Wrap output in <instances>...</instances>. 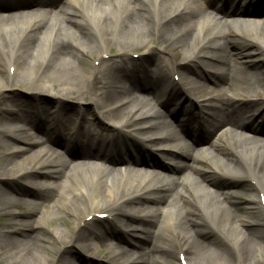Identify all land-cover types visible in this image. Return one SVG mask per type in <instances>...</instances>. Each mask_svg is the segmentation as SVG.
Segmentation results:
<instances>
[{
    "label": "bare ground",
    "instance_id": "bare-ground-1",
    "mask_svg": "<svg viewBox=\"0 0 264 264\" xmlns=\"http://www.w3.org/2000/svg\"><path fill=\"white\" fill-rule=\"evenodd\" d=\"M150 1L0 0V39L6 40L0 43V133L7 143L6 151L0 148V212L9 217L0 221V253L9 264H91L71 250L97 252L94 238L99 251H110L121 264H264V0ZM59 5L57 16L66 24L49 21L55 15L48 11ZM210 7L215 13L208 15ZM231 44L240 47L238 60L224 51ZM154 49L167 56L152 74L142 69L140 80L132 74L140 67L125 58ZM112 51L119 60L109 57ZM11 68L37 80L17 81ZM255 78L262 82L257 90ZM132 84L140 97L121 100ZM16 87L51 95L55 103L18 113V100L1 96ZM232 88L236 93H229ZM154 91L157 108L148 98ZM82 97L95 107L93 114L65 102ZM166 117L189 145L174 143L178 134ZM98 119L112 123V132L93 127ZM211 120L224 124L218 136L204 134ZM23 122L33 126L32 134L53 141L55 153L34 149L39 141L22 132ZM189 122L200 129L188 135ZM8 123L17 126L12 134ZM61 127L72 132L56 139ZM116 136L123 141L115 142ZM68 142L72 167L56 154ZM207 144L215 156L192 154L194 146ZM152 147L164 158L146 156ZM101 159L126 162L117 169L135 173L114 172ZM20 181L32 188L23 191ZM47 200L60 214L58 222L48 219L49 208L32 222L12 213L23 203L37 211ZM115 211L122 236L92 226ZM106 235L118 243L109 244ZM122 239L136 250L122 247Z\"/></svg>",
    "mask_w": 264,
    "mask_h": 264
},
{
    "label": "rangeland",
    "instance_id": "rangeland-1",
    "mask_svg": "<svg viewBox=\"0 0 264 264\" xmlns=\"http://www.w3.org/2000/svg\"><path fill=\"white\" fill-rule=\"evenodd\" d=\"M241 1H243L241 5H244L245 4L244 2L246 0H240V2ZM255 1L256 0H253V2H255ZM151 2H152V0L150 1V3ZM60 9H57V10H55L53 12H51V11L49 12L48 11L47 14H50V15H53V16L54 15L57 16ZM88 12L90 13V11H88ZM213 13H215V12L212 9V7H210L208 9V13L207 14L210 15V14H213ZM46 17H48V16H46ZM83 18L88 23L91 24L90 19L85 15V13H83ZM46 19H48V18H46ZM49 21L50 22H59V23L61 22L63 24H66V22H64V20H62L58 16L55 17V18L50 19ZM4 23L7 25L8 22L5 21ZM76 36L79 38V34H76ZM5 42H6L5 39H0V43L1 44H4ZM30 42H33V38L31 39ZM27 43H29V42H27ZM74 44H77V43L74 42ZM26 47H28V46H26ZM239 48L240 47H238L237 45L231 44V45H227L225 47L224 51L227 52V54L229 53L234 59L238 60L236 58V56H235V53L238 52ZM109 55H110L109 57H111L113 59H116V60H119V57L117 55V52L112 51ZM165 55L167 56V52H163L162 50H159V49H154L153 50V53H143V54L140 53L139 54V53L136 52V53L129 54V57L130 58L129 59H126L125 58V60L133 61L135 67H140L139 68V71L132 70V74L137 75L134 72H138V75H137L138 76V79L141 80V78H143V75L141 73H139V72L142 71V69L145 68L146 70H144V73H146L148 75L152 74L151 69L155 66V63L156 62L159 63L160 58L161 57H166ZM92 59L94 60L95 57L93 56ZM84 62H86V64H88V65H92V60H90V61L86 60ZM191 67H193V65H190V68ZM9 71H10V74H11L10 76L12 78H15L17 81L28 82L30 80L32 82V81L37 80V79H35V77H32L31 74H28V72H25L24 70H15L14 68H11V69H9ZM57 74L58 73L49 72L48 75L47 74L46 75L48 77H52L56 81V80H60L61 79V76L60 75H57ZM130 75H131V73H130ZM75 76L76 77H80V78L83 77V75L81 73H77V75H75ZM63 77L64 78H67V76H65V75H63ZM256 80H258V79L255 78V80H254L255 81L254 87L257 90V89H259V86L262 84V82H258ZM133 86H134L133 84L130 85V91L128 92V94L122 95L121 98H120L121 100H123V101H130V100H133V99H135L137 97L138 98L140 97L139 95L142 94L141 90L138 87H135V86L133 87ZM229 93H231V94L236 93L235 88H232V90H230ZM156 95L157 94L154 92V94L149 95L148 98L151 100V102H150L151 103V106H155L157 108V106H156V100H155L156 99L155 98ZM1 96L2 97H5V98H15V99H17L18 101H17L16 106L14 108L16 109V111L18 113L24 112V110L26 109L24 107H27V108L30 107V106H31V108L35 107L36 106V103H41L42 102V103H46V104H49V105L55 103V101L51 97V95H48L46 93L45 94H39V95L37 94V95H35V93L32 92V91H27V90H24V89H21V88H18V87L13 88V89L7 91L6 93L2 94ZM65 102L67 104H69L68 106L70 108H72L74 111L80 112L81 114H83L84 111L86 113H88L89 111H92V109L95 108V107H93L92 103H90L89 100L86 97H82V99H79V100L68 98V99L65 100ZM89 113L90 114H93L92 112H89ZM65 117H66V115H65ZM88 117H90V119H93V116H89L88 115ZM61 119H62V122H63V125H64L65 124V121L67 119H63V118H61ZM177 119H179V118H177ZM238 119L239 120L240 119L243 120L244 117H242V115H239L238 116ZM98 120H99V122L102 125L100 123H98V122H94V126L93 127L97 128V129H100L102 131H104L106 129V131H108V133L112 132V130L114 129L112 123H110L106 119L105 120L104 119H98ZM166 120L170 123V126H171L172 130H175L177 132V134H178V140H175L174 143L175 144L180 143V144H187V145H189L190 143H189L188 139L183 138V136L179 132L178 127L175 126L176 123L171 122V119L169 117H166ZM3 123L5 124V122H3ZM213 123L216 125L217 136H218L219 133H221V131L224 129L222 127L224 124H218V123H216V121H214ZM191 125H192V122L190 123V126ZM6 127L8 128L9 134H12L14 132L13 131L14 128H16L17 126H15V125H12L11 126L8 123L6 125ZM18 127L22 130V132H24V133H26V134H28L30 136L36 137L38 139L39 143L34 146V149L39 150V149L42 148L44 150L52 151V152L55 153V151H54L55 150V147H54L55 145H53L55 143H53L52 141H48V139L46 137L42 136L41 134L40 135L32 134L33 133V126L30 123L23 122ZM60 130H62L61 131L62 132V135L56 136L57 137L56 139H59V138H61L63 136H66L67 134H70V132H72V130H66V129L62 128V127H61ZM233 130H235V129L230 128V131H228V132L231 133V131H233ZM129 131L133 132L134 134L133 133H131V134H133L134 136H135V134L137 132L135 129H130ZM133 135H130V136L133 137ZM5 137H6V134H1L0 133V148L2 149V151H6L7 150V148L4 145V144H7L5 142V139H6ZM259 137L262 138V136H259ZM121 140L123 141L122 136H116V138H115L114 141L115 142L117 141V142L120 143ZM9 144H10V142H9ZM103 144H105V143H103ZM69 147H72V146L68 142V144L66 145V148H69ZM203 149L200 148V147L194 146L193 147L192 154L198 155L200 153H203L205 150H206V152H207L208 155L213 154L215 156V154H216L214 152V150H212V148H208V146H206V149H204V150ZM144 152H145L144 154L146 156H148L149 158L151 157V158H155V159H158V160H161V159L164 158L163 155H161L156 150V148H153V147L146 149ZM56 154H57V157H58V160L60 161V163L66 164V165H68V167L69 166L70 167L73 166V163L71 164V162L68 159L69 157L67 155V150L65 151V149H60V151L57 152ZM125 163L126 162H123V161H121V162L120 161H117L115 164L119 165V164H125ZM106 168H108L110 170H113L114 172H120L117 168H113V166H106ZM123 172H126V173H130V172L131 173H135L134 171H131V170H125ZM140 173H144V172H140ZM186 174L187 175H190V177H195L190 172V170L187 171ZM39 175H42V174L39 173ZM168 178H171V179L176 180L177 176L174 175V174H169ZM225 183H226L225 181H222V184H225ZM55 185L58 186V183L56 182ZM20 187H21V189L23 191H28L29 189L32 188L29 184L25 183L24 181L20 183ZM46 208L47 209L48 208L49 209H52L48 213V219L49 220H52L53 218H56V221L58 222V218L57 217H59L60 214L57 212L56 209H53L55 207H54L53 202L50 201V200H47L46 202H40V204L38 205V210L37 211H31L28 208V206L23 203V204L17 206L15 209H13V212L12 213H13V215H15V219H18L20 221H30V222H32V221H34L37 218L38 214L44 212V210ZM121 209H123V208H121ZM160 210H166L165 205H163V204L160 205ZM65 216H66V214H65ZM119 216H120V211H115V213H112V214H108V213L107 214H104V215L100 216L97 219V221H95V223L92 226L93 227H97L101 231V233H103V234H107V232L110 231V229L111 230L112 229H115L114 231H117L118 234H120V235L122 234L123 235V233H124V230H123L124 226H123V224L121 222H118L117 219L119 218ZM67 217H68V219H70V222L71 223H74V218H71V216H69V215ZM7 218H9V217L8 216H5V214H3L2 212H0V221L3 220V219H7ZM133 224L141 225V226H148L147 223H145L143 221H137V220ZM105 237L107 238V242L109 244L113 245V246L115 245V243L116 244L118 243L116 239H114V238H112L110 236H107L106 235ZM142 237L143 236H140L139 239L142 240L143 239ZM124 238H125V236H124ZM126 239H127V236H126ZM128 239H130V237H128ZM93 243H94L93 246L96 248V251H97V252H94L96 254H94L93 251H89L88 252L85 248H80V247H76V248L72 249L71 251L73 253H75V254H78V255L82 256L84 258V260H87V262H89L91 264H121L120 261L118 262L113 256H111L110 251L108 252V251L103 250V249H102V251H99L98 250V239L97 238H94L93 239ZM119 244L122 247L126 248V249L136 250L135 248H133V247L130 246L131 243L129 244V243L125 242V239L124 240L123 239L120 240L119 241ZM145 244H143V245H145ZM0 264H9L6 261V256H2L1 253H0Z\"/></svg>",
    "mask_w": 264,
    "mask_h": 264
}]
</instances>
